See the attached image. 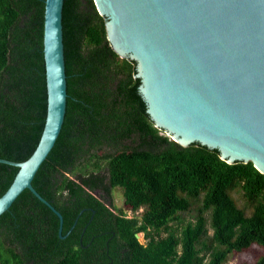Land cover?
Returning a JSON list of instances; mask_svg holds the SVG:
<instances>
[{"label": "trees", "instance_id": "trees-1", "mask_svg": "<svg viewBox=\"0 0 264 264\" xmlns=\"http://www.w3.org/2000/svg\"><path fill=\"white\" fill-rule=\"evenodd\" d=\"M43 9L0 0V158L12 161L31 154L44 125ZM61 23L65 113L31 183L70 231L60 237L58 217L24 189L0 215V264H225L264 246V173L154 126L135 61L113 50L93 0H63ZM17 169L0 162V196ZM114 187L123 208L112 211L92 192Z\"/></svg>", "mask_w": 264, "mask_h": 264}, {"label": "water", "instance_id": "water-1", "mask_svg": "<svg viewBox=\"0 0 264 264\" xmlns=\"http://www.w3.org/2000/svg\"><path fill=\"white\" fill-rule=\"evenodd\" d=\"M106 38L135 61L138 90L155 127L182 146L199 143L227 163L251 162L264 173V0H93ZM63 0H44L42 51L46 114L39 140L0 196V215L32 186L62 126L66 80ZM139 238V235L136 234Z\"/></svg>", "mask_w": 264, "mask_h": 264}, {"label": "rangeland", "instance_id": "rangeland-1", "mask_svg": "<svg viewBox=\"0 0 264 264\" xmlns=\"http://www.w3.org/2000/svg\"><path fill=\"white\" fill-rule=\"evenodd\" d=\"M113 201L117 207L123 208V198L121 188L115 187L113 191ZM193 209H191L188 213L184 214L187 218L190 213H193ZM139 240L144 242L142 235L139 233ZM264 256V246L253 243L247 248L234 252L229 255L228 260L225 264H252L258 257Z\"/></svg>", "mask_w": 264, "mask_h": 264}, {"label": "flooded vegetation", "instance_id": "flooded-vegetation-1", "mask_svg": "<svg viewBox=\"0 0 264 264\" xmlns=\"http://www.w3.org/2000/svg\"><path fill=\"white\" fill-rule=\"evenodd\" d=\"M115 187L112 188L109 193L105 190L96 189L92 193L103 205H105L108 209L115 211L117 208L116 204L113 201V191Z\"/></svg>", "mask_w": 264, "mask_h": 264}, {"label": "built area", "instance_id": "built-area-1", "mask_svg": "<svg viewBox=\"0 0 264 264\" xmlns=\"http://www.w3.org/2000/svg\"><path fill=\"white\" fill-rule=\"evenodd\" d=\"M132 211L131 210H129V209H126L125 210V215L127 216V217H131L132 216ZM139 235V234H138ZM142 235V234H141ZM139 239V238H138Z\"/></svg>", "mask_w": 264, "mask_h": 264}]
</instances>
